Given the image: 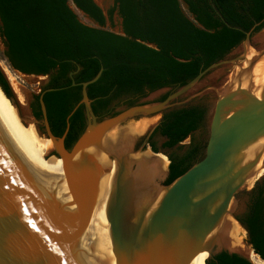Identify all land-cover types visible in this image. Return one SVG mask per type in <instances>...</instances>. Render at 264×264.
<instances>
[{
    "label": "water",
    "instance_id": "obj_1",
    "mask_svg": "<svg viewBox=\"0 0 264 264\" xmlns=\"http://www.w3.org/2000/svg\"><path fill=\"white\" fill-rule=\"evenodd\" d=\"M103 13L107 16V11ZM119 18V33L123 34ZM221 20L226 26L243 31ZM257 25L243 31V52L231 61L236 69L228 83L216 90L218 96L211 112L203 156L169 184H165L168 165L162 168L157 195L136 208L135 214L124 222L127 228L122 232L118 222L121 208L117 194L122 189L119 176L109 209L110 232L89 214L90 202L82 196L71 172L73 158L103 134L114 130L117 135L128 137L131 145L128 155L137 154L162 165L158 154L166 156L163 150L153 152L147 146L162 113L173 108L175 99L193 90L208 71L229 61L212 63L157 103L128 106L104 118L94 114L87 95V86L101 76L104 68L90 80L75 83L73 76L80 68L77 66L69 78L72 86H81V99L67 115L65 130L59 137L51 132L43 95L61 88L45 87L48 75H29L15 70L22 75L44 78L38 81L41 86L35 93L24 86L21 88L24 103L18 101L14 92L13 97H5L19 114L25 110L28 123L35 126L44 140L51 141L49 153H54L51 159H61L73 200L39 175L0 117V264H188L190 257L202 250L208 252V257L224 251L250 261L246 253L235 249L232 240L227 247L219 246L214 236L224 225L228 234L234 226L241 230L239 238L243 232L248 234L239 220L234 200L239 190L250 188L260 178L248 183L264 152V83L259 89L252 81L253 67L264 57V52L247 58L251 31ZM95 27H99L97 23ZM244 79L248 84L243 87ZM27 81L31 84L36 80ZM35 95L40 105V119L32 117L29 108ZM80 105L84 107L86 126L67 149L64 140L69 117ZM136 117L148 123L143 130L126 134L141 120L123 123ZM241 242L256 254L248 239L243 238Z\"/></svg>",
    "mask_w": 264,
    "mask_h": 264
},
{
    "label": "trees",
    "instance_id": "obj_2",
    "mask_svg": "<svg viewBox=\"0 0 264 264\" xmlns=\"http://www.w3.org/2000/svg\"><path fill=\"white\" fill-rule=\"evenodd\" d=\"M186 6V14L182 9ZM74 6L99 27L82 23ZM117 12L123 34L105 28ZM264 26V0H113L104 15L94 0H0V37L3 55L13 70L24 74L48 75L45 87L61 88L46 92L43 102L53 135L59 137L66 117L81 99V86L101 67V76L87 86L91 109L99 116L110 113L109 106L124 95L142 97L160 88H178L202 69L223 60L245 38ZM0 89L6 97L13 92L0 68ZM166 95L161 97L163 100ZM133 100L127 107L134 105ZM33 115L41 118L38 96L30 103ZM207 108L187 105L162 113L147 145L159 152L153 138H165L161 148L171 149L190 137L187 150L179 155L166 154L168 176L165 184L184 173L204 154L206 142L192 134L205 123ZM84 107L80 105L69 117L64 145L69 149L85 128ZM169 160V162H168ZM239 220L247 229V239L264 260V179L255 181L248 191L246 209ZM205 264H253L237 254L220 252L207 257Z\"/></svg>",
    "mask_w": 264,
    "mask_h": 264
},
{
    "label": "bare ground",
    "instance_id": "obj_3",
    "mask_svg": "<svg viewBox=\"0 0 264 264\" xmlns=\"http://www.w3.org/2000/svg\"><path fill=\"white\" fill-rule=\"evenodd\" d=\"M253 56L254 54L249 51L247 58L250 59ZM263 61L257 62L252 70V81L259 89H261L264 83ZM1 69L7 76L18 101L24 103L25 99L21 90L23 84L19 81L20 77L18 78L12 74L6 66ZM32 79L36 80L32 84H39L40 77L25 76V82ZM247 84L248 82L244 79L243 87L247 86ZM256 96H258V93H256ZM242 98L246 99L245 96ZM245 104L246 101L243 103L244 109L246 108ZM0 117L39 175L54 188L73 200L65 182L61 159L53 161L46 158L52 149L51 141L49 139L44 140L40 136L35 126L28 123L29 120L25 110H21L19 114L1 90ZM145 120L139 121L140 123L136 124L133 128L130 127L126 134L143 130V127L148 123ZM124 136L117 135L114 130L107 132L96 142L78 153L71 162V172L75 183L80 188L82 196L90 202L89 214L110 232L109 209L116 178L119 176L117 179L120 180L122 185V189L117 194L119 197L117 201L118 206L121 208V213L118 214V222H120L122 232L127 228L124 222L135 214L136 208L144 206L152 197L157 195V183L162 177L161 169L164 164V159L159 156L163 163L162 165H159L156 161L142 159L137 154L128 155L131 145L127 140L128 137L125 136V138ZM115 138L117 139L116 141L113 140ZM247 154H251L250 150ZM263 171L264 152L255 167V173L248 183L251 184L256 176L263 174ZM130 229L131 227H129ZM240 231L239 228L234 226L228 234L225 232L224 225L214 236V241L219 246L227 247L228 243L232 240L235 249L246 253L253 264H264V260H261L256 254L248 250L245 244L241 242L242 237H238ZM125 232L127 233L128 229ZM207 257L208 252L206 250L195 252L190 257L188 264H205Z\"/></svg>",
    "mask_w": 264,
    "mask_h": 264
},
{
    "label": "rangeland",
    "instance_id": "obj_4",
    "mask_svg": "<svg viewBox=\"0 0 264 264\" xmlns=\"http://www.w3.org/2000/svg\"><path fill=\"white\" fill-rule=\"evenodd\" d=\"M94 1L97 3V5L103 11H108L109 8H111L113 6V0H94ZM181 6H182L183 11L186 14H188L186 6L183 3ZM71 7H72L73 11L76 13L77 18L82 23L89 25V26H94V27L96 26V23L94 21L90 20L85 15H83L73 5ZM105 28L108 30H111L115 33L120 32V18L116 12L113 14L112 22H109L108 20H106ZM247 50H248L247 53H249V51H250L254 55H256L257 53H260V52H264V26L261 30H259L258 32L254 33L250 36V41H249ZM3 51H4V40H3V38L0 37V68L6 66L12 74L16 75L18 78L20 77L19 81L22 82L24 87H26L27 89H29L33 93L37 92L38 88L41 85L40 84H32V83H31L32 84L31 85L28 82H25V76L26 75H22V74L18 73L17 71L13 70L9 66L8 61L5 59V57L3 55ZM242 52H243V46L240 43L231 52H229L225 56V58L223 59L225 61H229L228 63L220 65V66L208 71L201 78V80L199 81V83L197 84V86L193 90H191L189 93L184 94L183 96H181V97H179L173 101V103H172L173 108H178V107L187 106V105H202V106H205L207 108V115H206L204 126L192 134V136L195 138L196 141L206 142V139L208 137L209 120H210L211 112L213 110V107L215 105V102H216L217 96H218L216 93V90L217 91L220 90L223 86H225L228 83L229 77H231V74H233L234 70L236 69V67L233 65V63H231V61H233V59L236 58L237 56L241 55ZM260 60L261 61L264 60V57L261 58ZM239 63H242V62H239ZM262 67H264V64H262ZM3 73H4V71H3ZM4 75H5V73H4ZM5 77L7 79L6 75H5ZM30 77L34 78V76H30ZM43 79L44 78H40V80H43ZM8 82H9V80H8ZM9 85H10V82H9ZM10 87H11V85H10ZM176 89L177 88H171V87L160 88V89H157V90H154L151 92H147L142 97H136V98H133L130 95H124V96H121L120 98L115 99L111 102V104L109 106V111L111 114L119 112L120 110L127 107V102L129 100H133L135 102L134 105L157 103V102L161 101V97L163 95L167 96L169 93H172ZM11 90L13 92L12 87H11ZM106 116H110V115L108 113H105V114L99 115L98 117L104 118ZM141 119H142V117H136V119L134 118V119H131V120L124 122L123 125H127L132 121L134 123L135 121L137 122ZM38 128L41 129L42 127L38 126ZM41 137H42V134H41ZM190 139L191 138L188 137L183 142L179 143L178 145H176L175 147H173L171 149H163V152H165V154H170L172 152H175L176 154L181 155L187 150ZM153 141L156 143L157 147L159 149H161V144L165 141V138L156 134L153 138ZM138 144H140V141L138 142ZM53 156H54V153L51 152L48 154V156H46V158L51 159V157H53ZM158 156L163 158L164 161H166L168 159V158H166L167 155L166 156L165 155H158ZM168 162H169V160H168ZM257 177H260L259 180L264 179V171H263V174L256 176L254 179H256ZM252 186L250 188H245V189L239 190L235 196L234 206L236 207V211H237V213H239V215L246 209V203L248 200V191L252 188ZM241 237H242V239L244 238L245 240H247V234L245 232H243L241 234Z\"/></svg>",
    "mask_w": 264,
    "mask_h": 264
},
{
    "label": "flooded vegetation",
    "instance_id": "obj_5",
    "mask_svg": "<svg viewBox=\"0 0 264 264\" xmlns=\"http://www.w3.org/2000/svg\"><path fill=\"white\" fill-rule=\"evenodd\" d=\"M32 102V101H31ZM30 102V103H31ZM29 108H30V110H31V115H32V117H34V118H36L34 115H33V112H32V109H31V107H30V104H29ZM84 117H85V113H84ZM37 119V118H36ZM85 124H86V117H85ZM40 127H42V126H40ZM42 129V128H41ZM162 150L163 149H166V148H161ZM165 153V152H164ZM164 163H165V161H164ZM164 165V164H163Z\"/></svg>",
    "mask_w": 264,
    "mask_h": 264
}]
</instances>
